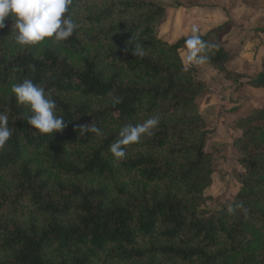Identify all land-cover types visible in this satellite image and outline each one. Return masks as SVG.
I'll return each mask as SVG.
<instances>
[{
	"label": "trees",
	"instance_id": "1",
	"mask_svg": "<svg viewBox=\"0 0 264 264\" xmlns=\"http://www.w3.org/2000/svg\"><path fill=\"white\" fill-rule=\"evenodd\" d=\"M165 11L154 0H72L73 37L23 49L5 20L0 112L13 134L0 149V264H264V103L235 121L244 172L233 207L200 210L213 173L197 110L204 86L181 58L185 40L161 37ZM201 38L224 70L231 53ZM25 79L57 100L62 131L27 123L11 91ZM251 82L264 89V73ZM151 116L152 134L114 157L122 126ZM93 122L102 136L79 131Z\"/></svg>",
	"mask_w": 264,
	"mask_h": 264
},
{
	"label": "rangeland",
	"instance_id": "2",
	"mask_svg": "<svg viewBox=\"0 0 264 264\" xmlns=\"http://www.w3.org/2000/svg\"><path fill=\"white\" fill-rule=\"evenodd\" d=\"M154 1L166 10L158 21L161 37L175 44L187 39L196 27L201 37L212 33L232 55L220 70L209 61L189 63L185 46L180 51L185 66L196 70L204 86L197 110L206 124V151L212 157L213 173L205 191L208 200L200 210L233 207L244 172L238 162L240 152L234 148L240 134L235 121L264 103V89L251 82L264 73V0ZM210 56L215 57V53Z\"/></svg>",
	"mask_w": 264,
	"mask_h": 264
},
{
	"label": "clouds",
	"instance_id": "3",
	"mask_svg": "<svg viewBox=\"0 0 264 264\" xmlns=\"http://www.w3.org/2000/svg\"><path fill=\"white\" fill-rule=\"evenodd\" d=\"M71 5L72 0H0V30L5 28V20L11 17L14 20L15 43L21 49L35 47L45 41L60 44L72 38L78 27L67 16ZM184 46L187 50V61L197 65L207 63L209 60L207 52L216 47L215 44L204 41L196 27L192 28V34L185 39ZM143 49L144 46L137 42L133 54L143 56L145 54ZM11 91L19 105L30 109L32 114L28 116L27 123L39 134L57 133L66 126L63 117L57 114V100L45 87L25 79L21 83H14ZM120 102L119 98L115 100V103ZM158 124V116H151L142 123L125 124L120 129L119 139L110 146V152L116 158H124L126 156L124 146L138 143L144 135H151ZM79 131L94 133L98 137L103 135L102 130L94 122L81 126ZM12 134L8 115L0 112V149L6 146ZM236 207L243 209V204ZM228 211L232 213L234 209L229 208Z\"/></svg>",
	"mask_w": 264,
	"mask_h": 264
}]
</instances>
